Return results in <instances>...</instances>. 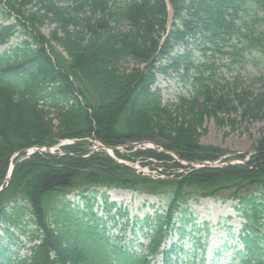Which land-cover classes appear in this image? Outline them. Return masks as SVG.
I'll list each match as a JSON object with an SVG mask.
<instances>
[{"label":"trees","instance_id":"obj_1","mask_svg":"<svg viewBox=\"0 0 264 264\" xmlns=\"http://www.w3.org/2000/svg\"><path fill=\"white\" fill-rule=\"evenodd\" d=\"M260 11L264 0H0V185L14 165L0 191V264H207L209 228L189 210L204 198L231 202L243 221L231 264H264V135L241 163L221 167L136 152L164 163L172 180L138 177L100 153L85 157L89 140L149 141L189 164L226 155L199 144L196 132L211 119L231 129L237 118L264 123V93L242 87L239 75L220 77V61L240 62L247 47L264 55V34L251 27ZM158 74L186 96L164 105ZM61 140L76 142L63 155L20 160ZM101 189L163 204L130 219ZM174 235L193 245H168Z\"/></svg>","mask_w":264,"mask_h":264},{"label":"rangeland","instance_id":"obj_2","mask_svg":"<svg viewBox=\"0 0 264 264\" xmlns=\"http://www.w3.org/2000/svg\"><path fill=\"white\" fill-rule=\"evenodd\" d=\"M251 10L252 9H249V11ZM251 14L252 12H250V15ZM253 19V24L251 26L252 31L256 34H264V14L262 11L255 13ZM44 32L47 33L48 30H45ZM6 47H0V53ZM242 55L243 57L240 62L232 63L229 59L220 61V77L224 82H231L234 77L239 75L240 84L242 87L253 93H264L263 85L257 81L259 77L264 78V55L255 52L249 47H247V50L242 52ZM133 66V64L129 65L128 68L130 69ZM156 87L160 90L162 103L164 105L176 103V98L179 95L186 96L185 91L181 88V83H179L176 79L165 77L162 74H158L156 77ZM236 122L237 125L234 124L233 129H231L229 126H217L212 119L205 120L202 122V126L197 129L196 138L199 141V144L209 145L225 151L226 155L221 158L222 162L225 160L230 163H238L239 161L236 159L237 156H246L249 155V153H252V148L256 140L260 135H264V123H245L239 118L236 119ZM60 142L61 141H58L53 146H58ZM95 145V143L90 141L86 146L89 147V149H92ZM144 147V145H133L127 148H131L132 150L129 152L132 153L135 150H140ZM123 151L124 149L119 150L120 153H123ZM125 156L126 158L121 161H125V164L133 168L135 170L134 174L138 177L145 176V173L142 171L148 172L149 176L152 177L165 172V169L159 163L150 162L143 164V162L146 161H138V159H134L130 154H125ZM214 163L217 164V162ZM160 176L163 175L161 174ZM108 194L111 201L115 202L117 205L126 207L130 211L131 216L138 215L140 218H142L147 212H152V210L148 209L147 207L141 209L143 201L146 200L148 205L156 202L151 197H145L131 192L112 190ZM158 203V206L162 204V202ZM190 210L194 212L197 223H201L203 221L211 223L210 231L212 234L208 240H206L208 246L205 251L206 263L210 264L213 259L216 246L218 244H222L226 238L225 230L223 228L217 227L216 222L219 221L222 223L226 216H232L233 218L231 222L229 221L228 225L231 224L233 226V231L236 233L239 228V223H242V219L238 217L237 213L232 209L230 203L221 205L220 203H215L211 200H203L198 204L190 205ZM126 238H128V235H126ZM19 241H24V238L21 237ZM140 241H143L142 238L138 239V242ZM174 241H176L175 238ZM186 241L187 240H185V242ZM232 241L234 242L235 239H229V241H227V245L232 243ZM3 242H5V240ZM190 245V243H187L185 247ZM21 254H24V252H21ZM159 262L160 261L158 258L156 264H159ZM219 263L224 264L223 260L214 259L213 264Z\"/></svg>","mask_w":264,"mask_h":264},{"label":"water","instance_id":"obj_3","mask_svg":"<svg viewBox=\"0 0 264 264\" xmlns=\"http://www.w3.org/2000/svg\"><path fill=\"white\" fill-rule=\"evenodd\" d=\"M99 149H102V147H99ZM109 149L114 150L113 148H109ZM45 152H46V153H50V151H49L48 149H45ZM26 157H27V156H26ZM194 164H197V162H195ZM204 165L207 166V164H204ZM12 170H13V167L11 168V170H10V174H9L8 178L6 179V181H9L10 176H11V173H12Z\"/></svg>","mask_w":264,"mask_h":264}]
</instances>
